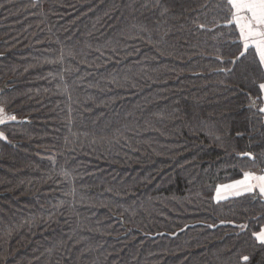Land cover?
<instances>
[{
  "label": "trees",
  "instance_id": "trees-1",
  "mask_svg": "<svg viewBox=\"0 0 264 264\" xmlns=\"http://www.w3.org/2000/svg\"><path fill=\"white\" fill-rule=\"evenodd\" d=\"M219 2L0 0V264L264 257V198L216 200L264 174L259 72L217 59L238 35Z\"/></svg>",
  "mask_w": 264,
  "mask_h": 264
},
{
  "label": "snow or ice",
  "instance_id": "snow-or-ice-1",
  "mask_svg": "<svg viewBox=\"0 0 264 264\" xmlns=\"http://www.w3.org/2000/svg\"><path fill=\"white\" fill-rule=\"evenodd\" d=\"M202 7L208 8L209 5L204 4ZM213 7L225 12L226 24L224 26L238 33L236 39L232 41V46L235 47L236 51L233 52L229 48L223 55H218L217 59L223 63V56L227 55L230 57L229 63L235 66L238 61L242 62L241 58L247 59L250 55L254 56V63H256L260 77L258 90L259 93L264 94V0H221ZM197 27L207 31L213 30L202 23L198 24ZM220 70L225 71L224 68ZM252 83L256 84L257 80L253 79ZM249 104L251 108H257L256 100L251 97H249ZM258 111L264 113V107H259ZM15 120V115L6 113L5 109L0 107V125ZM6 139L4 133L0 132V140ZM241 155L248 157L250 160H255L251 152H244ZM221 190L230 191L236 196L245 193H258L260 197H264V174L254 175L251 172H243L242 179H238L231 184L221 185L216 192L218 202L226 198L221 195ZM237 227L243 232L247 226L241 224ZM251 235L254 239L252 247L254 249L258 247V250L264 253V229L253 231ZM252 258V254H247L242 255L241 260L243 264H250ZM258 264H264V257L261 258Z\"/></svg>",
  "mask_w": 264,
  "mask_h": 264
},
{
  "label": "crops",
  "instance_id": "crops-1",
  "mask_svg": "<svg viewBox=\"0 0 264 264\" xmlns=\"http://www.w3.org/2000/svg\"><path fill=\"white\" fill-rule=\"evenodd\" d=\"M262 98H263V103H264V94H263V96H262ZM6 112V111H5ZM9 122H11V121H8V122H6V123H9ZM5 123V124H6ZM2 125H0V127H1ZM252 174H254V175H259V174H256V173H252ZM231 184V183H230ZM246 194V193H245ZM258 194V193H257ZM221 195L223 196V197H228L229 196V198H231V197H235L236 195H234L232 192H230V191H228V192H225L224 190H221ZM262 198H264V197H262ZM228 199V198H227ZM217 200V199H216ZM220 201H222V200H220Z\"/></svg>",
  "mask_w": 264,
  "mask_h": 264
},
{
  "label": "water",
  "instance_id": "water-1",
  "mask_svg": "<svg viewBox=\"0 0 264 264\" xmlns=\"http://www.w3.org/2000/svg\"><path fill=\"white\" fill-rule=\"evenodd\" d=\"M8 84H9V81H7V82H5V83L3 84V86H2V90H3V91H9L10 87H8ZM26 122H27V120L24 119V120H23V123H26Z\"/></svg>",
  "mask_w": 264,
  "mask_h": 264
},
{
  "label": "rangeland",
  "instance_id": "rangeland-1",
  "mask_svg": "<svg viewBox=\"0 0 264 264\" xmlns=\"http://www.w3.org/2000/svg\"><path fill=\"white\" fill-rule=\"evenodd\" d=\"M227 198H229V196H228V197H226V198H224V199H221V200H225V199H227Z\"/></svg>",
  "mask_w": 264,
  "mask_h": 264
}]
</instances>
